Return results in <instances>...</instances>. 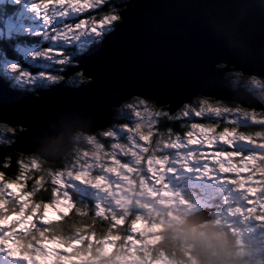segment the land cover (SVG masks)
Listing matches in <instances>:
<instances>
[{"label":"snow or ice","instance_id":"obj_1","mask_svg":"<svg viewBox=\"0 0 264 264\" xmlns=\"http://www.w3.org/2000/svg\"><path fill=\"white\" fill-rule=\"evenodd\" d=\"M107 4L108 0H0V38L6 35L10 41H19L13 56L0 49V79L22 90L47 89L62 82L78 67V54L112 31L120 20L116 11L119 5H112V11L99 20L89 17L66 23L65 18ZM29 37H40L50 44L44 47L29 42ZM53 63L59 66L56 71L52 70ZM177 107L181 117L230 115L236 122L243 117L245 122L264 126V112L255 110L193 111L186 103ZM148 108L147 104L132 102L129 110L141 117L142 110ZM172 111L161 108L157 116L167 117ZM154 128L155 122L149 123L147 132L142 131L139 122L112 127L111 134L98 141L103 145L101 155L110 157L111 163L91 158L78 166L79 171L53 170L47 200H33L42 187L43 176L36 179L31 192H11V207H5L9 201L4 194L12 185L0 187V264H193L186 249L168 242L162 232L151 230L147 215L151 209L145 201L122 199L129 191L122 189V182L132 181L146 185L152 192L171 191L175 195L179 191L182 195L187 189L185 181L207 180L215 189V198L210 204L203 200L197 203L226 217H239L249 232H259L264 239V179L254 180L257 173L264 178V131L254 136L230 135L225 128L217 135L212 124L192 123L183 135L169 129L165 136ZM108 139L115 141L110 151L105 150L104 141ZM148 142H152L150 146H146ZM235 159L238 164L233 162ZM3 177L0 173V180ZM49 208H55L59 220L48 219ZM257 208L261 209L259 214ZM9 211L15 212L11 220ZM73 217H83L85 223L66 230L55 226ZM113 248L116 250L110 253ZM113 257L118 259L114 262Z\"/></svg>","mask_w":264,"mask_h":264},{"label":"water","instance_id":"obj_2","mask_svg":"<svg viewBox=\"0 0 264 264\" xmlns=\"http://www.w3.org/2000/svg\"><path fill=\"white\" fill-rule=\"evenodd\" d=\"M118 5L119 23L79 55L78 67L62 82L30 92L0 79V123L22 128L10 152L36 153L57 163L76 132L91 135L111 127L118 106L133 97L172 108L170 114L198 97L264 111L261 94L233 88L226 77L238 71L264 78V0H126ZM77 73L87 83L66 85ZM211 211L187 222L208 221ZM199 214L205 217L198 220Z\"/></svg>","mask_w":264,"mask_h":264},{"label":"rangeland","instance_id":"obj_3","mask_svg":"<svg viewBox=\"0 0 264 264\" xmlns=\"http://www.w3.org/2000/svg\"><path fill=\"white\" fill-rule=\"evenodd\" d=\"M4 2L7 3V0H4ZM108 2H110V0H108ZM111 6H112V4H111ZM90 10H93V9H90ZM90 10L80 14L79 16H77L75 18H71V19L65 18V22L66 23H74V22H77L79 19H86L87 20L89 17H95L97 20H99L103 17V16H101L100 18H97L96 17L97 15L94 12L91 14L89 13ZM55 26L56 25L53 24V27H55ZM5 38H7V36ZM41 43H42V46L46 45L45 47L49 46V44H50V42H42V41H41ZM58 67L59 66H57L53 63V69L52 70L56 71ZM229 73H231V71L228 72L227 74H229ZM65 84H66V82H65ZM68 85H70V84H68ZM262 85H264V78H253L252 80L247 82L248 90H250L251 92L254 90L255 91H264V90H261ZM34 90H36V89L27 90V91L32 92ZM132 102H138L141 104H145V102L143 100L138 99V98H133L132 100L129 99L128 101L120 104V106H118V108L116 110V117H119L120 119H123L124 121H123V123L116 124L112 127L121 128V127L126 126L127 124L132 125L134 123L139 122L142 124V131L147 132L149 123L155 122V125H156L161 116H157V114L159 112H155L149 106L147 111L142 110L141 117H136L129 110ZM186 104L193 111H195L196 108L217 109V110L230 108V107L221 105V103H219L217 101H210L208 98H199V99L195 98L190 103H186ZM234 109H237V108H234ZM253 110L254 109H249V112H251ZM256 112L261 113L262 111H256ZM179 113H180V111L179 112L175 111L173 114H177V117H180L183 119H186V118L190 119V121L193 119V117H195L194 115L188 116V117H181ZM205 117H196V118H205ZM211 118H212L214 123H215V120H218V119H219V121H223V123H224L223 128L218 129V130L223 131L225 128H228L230 130V132H229L230 135H239V133H238L240 131V129H238L239 127L240 128L243 127L245 129L246 126L249 127L252 125H257V124L252 123L250 120L245 122L243 120V117H240V121L236 122L234 120V118L231 117L230 115L229 116L226 115L225 117H222V118H217L214 116ZM204 120L205 119H202L201 121H204ZM201 121H198V122L191 121V122L200 123V124L205 125V126L209 125L208 123H204ZM210 124L214 125L213 123H210ZM1 125L2 124H0V144L6 143L8 138H9V133L12 132V128L9 129L7 126L3 127ZM190 125H189V129H190ZM214 126L216 129V125H214ZM112 127L105 130L104 132H101V134H100L101 137H98L96 135L98 132L95 134H91V135L82 133V131L76 132L72 136L73 145L71 146V149L69 151H67L68 153L66 154V156H69V152L73 151L72 160L70 161V163H68V166L66 165V167L63 168L65 170V172L69 173L70 171H73V170L79 171L78 166L81 163L88 162L91 158H95V160L102 159L104 161L111 163L110 157L101 155V153L103 151V145L101 143H99L98 141L102 137L111 134ZM231 129H235V132H232ZM153 130H155V129H153ZM216 134L218 135L219 133H216ZM246 134L253 135V134H255V132L247 130ZM174 138L175 137H173V139ZM257 139L259 142V138H257ZM107 142L109 143V148H106L105 150L110 151L111 150L110 145L112 143H114L115 141L108 139V140H106L105 143H107ZM80 144L84 145V149L79 148ZM146 146H149V145L147 144ZM13 152H15V151H13ZM20 154L24 156V158H21V160L19 162V164H20V171H19L20 172V177H19L20 181L8 182V181L0 180V187H2L5 183H9L12 185V187L10 189H7L5 194H4L5 200H7L9 202H11V200L13 199L9 195L11 192L15 191L17 194L24 192V189L22 188L23 187L22 182L24 181V179L26 178L28 173H33L34 171L39 172V173H47L48 172L49 176H50L51 172L53 171V170H49L46 168L44 169L45 165L43 163H45L47 161L44 159H41L36 153H28V154L20 153ZM66 156L63 157L61 160H59L57 163H55V165L59 164L63 159L66 158ZM36 157H39V158L36 159ZM118 158L122 159V161L127 160V158H123V157H118ZM95 160H92V162H95ZM233 162L238 164L239 160L235 159ZM24 164H28L29 167L24 168ZM59 170H61V169H59ZM233 178H235V177H233ZM136 179H139V178L136 177ZM254 180H260L258 173L256 174V176H254ZM184 183L187 185V189L183 192V194L181 195L179 191H176V194L173 195V193L171 191L170 192L159 191L158 193L152 192L150 189L147 188L146 185L142 186L141 184L135 183V181L129 182L127 184L122 182V189L123 188L129 189V191L124 192V196L122 197V199H125L126 202H131L134 200L137 203H139L141 200L145 201L146 202L145 206L151 209V211L147 213V215H148V217L152 223V229L151 230L152 231H160V232L164 229V226H166L168 224H172L173 222L176 223L179 214L181 215V218H182V220H181V218L179 217L180 223L183 224V226H186V223H192V221H194V220H191V222H187L188 218H191L192 216L197 215L196 213L201 212L205 209H211L212 211L209 212V214H214V216L216 218V222L218 224L225 226L228 229V231L233 235V237L235 239H237L238 241H246L247 242L246 248H245L244 244H241V247L237 249L236 255L239 256L241 259H243V257L245 255H247L249 257V259H254L256 261V264H264V239H261L259 232H256V233L249 232L247 230L246 225L244 223L240 222L239 217H235V218H233L231 216L226 217L225 214L222 212L218 213L217 210H215V209H212V208H209L208 206L201 205V204L197 203L198 200H203V201L210 204L211 201L214 200L215 189L213 188L212 184L209 183L207 180H202V179H190V180L185 181ZM253 186L258 187V185H253ZM76 196H77V198H79L78 194H76ZM86 203H89V201H86ZM248 206L251 207L252 205H248ZM260 211H261V209L257 208V214H259ZM209 214H206V215H209ZM8 215H9V218L11 220V218L15 214H11V215L8 214ZM198 216H199L198 217V220H199V219L204 218L205 214H199ZM48 219H50L52 221L59 220V216H58L55 208H49L48 209ZM49 243H50V246H53L51 244V242H49ZM108 247H110V246H108ZM150 248H152V246H150ZM115 250H116V248L110 249V253H111V251H115ZM138 255H139V253H138ZM117 259H118V257H113L114 262ZM192 262H193V264H197L196 259L192 258Z\"/></svg>","mask_w":264,"mask_h":264},{"label":"trees","instance_id":"obj_4","mask_svg":"<svg viewBox=\"0 0 264 264\" xmlns=\"http://www.w3.org/2000/svg\"><path fill=\"white\" fill-rule=\"evenodd\" d=\"M125 1L126 0H110V2H108L107 6H101L100 8L90 10L89 13L91 14L94 12L97 15L96 17L100 18L101 16L105 15L106 13L112 11L111 4L112 5H118V4L125 2ZM118 10L119 9L117 8L116 11H118ZM119 21L114 23L112 29L116 27V25L119 23ZM5 37L6 36L0 38V49L7 50L8 55L13 56V55H15V51H14L15 43H17L19 41L16 40L15 38L10 41V40H8V38H5ZM27 40L29 42H32V43H41L40 37H29V38H27ZM99 40H101V39L96 40L95 42H93L89 46L96 44ZM69 50H72V49H69ZM80 54L81 53L78 54L77 58L79 57ZM36 70H37L36 68H33V71H36ZM226 76L229 79V82L231 83L233 88L244 87L247 90H248L247 82L252 80L253 78H257L254 76H246V75H244L238 71H232L231 73L227 74ZM1 80L4 81L5 83H7L8 86H10V84L6 80H3V79H1ZM87 81H88L87 79H85L84 77H82L80 74L77 73V74H74L71 77H69L67 79L66 83L70 84L71 86H78V85L86 84ZM248 91L251 92L250 90H248ZM32 92H34V91H32ZM252 92L261 94L264 97V91H252ZM133 98H137V97H133ZM133 98H131L130 100H132ZM199 98H206V97H198L197 99H199ZM138 99H141V98H138ZM208 99L210 101H217V102L221 103V105L228 106L231 109L232 108L234 109L235 106H238V107L243 108L245 110L247 109V108L242 107L238 103L214 100L211 98H208ZM141 100H143L145 102V104L150 106L155 112H160L161 108H163L165 110V107H159L158 108V107H155L153 102H149V101H146L144 99H141ZM247 110L249 111V109H247ZM179 111H180V109L178 110V112ZM256 111H260V110H256ZM262 112H264V111H262ZM177 114H169V116H167V117L161 116L159 118L160 121L158 120V123L155 125L154 129L155 130L158 129L165 136L167 135L169 129H172L173 133H179V134L183 135L186 131L189 130V125L193 122H198V121H201L202 119H205L204 121H201V122L208 123V124L213 123L211 117H207V116L205 118L194 117L195 119H192L191 121H193V122H191L190 119H187V118L183 119V118L177 117ZM173 117H175V118H173ZM115 120L116 121L112 126H114L116 124H121L124 121L123 119L116 117V112H115ZM0 124H2V123H0ZM1 126H3V127L7 126L9 129L12 128V132L9 133V138H8L7 142L0 144V173L4 174L3 181L18 182V181H20V178L18 179V177H20V172H19L20 171V164H19V162H20L21 158H24V156L21 155L20 153L16 152V151L10 152L8 147H9V145H11L14 142V136L19 134V132L22 128L19 126L10 127V126L4 125V124H2ZM111 127H109V128H111ZM109 128H107V129H109ZM107 129H105V130H107ZM105 130L98 131V133L96 135L98 137H101L100 136L101 132H104ZM249 130L253 131V132L264 131V126H261L259 124L252 125L248 128V131ZM13 133H15V134H13ZM154 139H155V137L153 138V140ZM104 142H106V141H104ZM151 143L152 142H149L148 145L150 146ZM105 144H106V148H109V143L107 142ZM79 148L84 149V145L80 144ZM72 156H73V151H70L69 156H66V158L63 159L59 164L55 165V163L45 162V163H43L45 165L44 169L45 168L49 169V170L63 169L66 167V165L68 166V163H70V161L72 160ZM38 158L39 157H36V159H38ZM40 176H43V178H44L42 181V187L40 190L37 191L36 195L33 197V200H38L40 197H43V198H45V200H47L50 197L51 184L49 182V173L48 172L47 173H39V172L34 171L33 173H28L26 178L22 182V184H23L22 188L24 189V192H31L33 183H35L36 179ZM74 195L76 196V194H74ZM30 203H31V201H30ZM89 203H91V201H89ZM5 207L6 208L11 207V202H9V204L6 205ZM18 208H19V206L16 205L15 206L16 211H18ZM7 214L11 215V214H15V212L9 211ZM207 216L210 217L209 220H215L216 221L215 216L213 217L211 214H209ZM179 217L181 218L180 214L178 216L176 223L173 222L172 224H168V225L164 226V229L161 232H162L163 236L165 238H167L168 242H170L173 245L179 246L181 249H186L187 253L193 259H196V263L199 264L197 257L195 255H193V253L190 250L191 245L186 242V237L183 235V228L181 229V227H184V226H183V224L180 223ZM181 220H182V218H181ZM205 222H207V221H204L201 224H203ZM84 223H85V218L73 217L70 220L65 219V221H63L62 223L57 224L55 226L61 228L62 230H66L70 227H75L77 224L83 225ZM154 248H155V246H152V249H154ZM165 255H168L167 251H165Z\"/></svg>","mask_w":264,"mask_h":264},{"label":"clouds","instance_id":"obj_5","mask_svg":"<svg viewBox=\"0 0 264 264\" xmlns=\"http://www.w3.org/2000/svg\"><path fill=\"white\" fill-rule=\"evenodd\" d=\"M183 235L199 264H256L247 255L243 259L236 255L241 244L246 248L247 242L235 239L225 226L215 220L188 224L183 228Z\"/></svg>","mask_w":264,"mask_h":264},{"label":"flooded vegetation","instance_id":"obj_6","mask_svg":"<svg viewBox=\"0 0 264 264\" xmlns=\"http://www.w3.org/2000/svg\"><path fill=\"white\" fill-rule=\"evenodd\" d=\"M255 91V90H254ZM228 107V106H227ZM235 108H240V107H238V106H235ZM240 109H243V108H240ZM245 110V109H244ZM247 110V109H246ZM248 111V110H247ZM229 116V115H228ZM193 119H194V117H193ZM212 119V118H211ZM160 121V120H159ZM212 122H213V120H212ZM213 124L214 125H216V133H219L220 131H222V130H218V129H221V128H223V125H224V123H223V121H219V119L218 120H215V123L213 122ZM250 127V126H249ZM249 127H247L246 126V128L244 129L243 127H239L238 129H240V131L238 132L239 134H246V132H247V130H248V128ZM190 130V129H189ZM256 133V132H255ZM254 135V134H253ZM259 178H260V180L261 179H264V178H261L260 176H259ZM214 213V212H213ZM213 217H214V214H211ZM212 217V218H213Z\"/></svg>","mask_w":264,"mask_h":264},{"label":"bare ground","instance_id":"obj_7","mask_svg":"<svg viewBox=\"0 0 264 264\" xmlns=\"http://www.w3.org/2000/svg\"><path fill=\"white\" fill-rule=\"evenodd\" d=\"M223 67V66H222ZM227 75V74H226ZM67 81V80H66ZM251 93H254V92H251Z\"/></svg>","mask_w":264,"mask_h":264}]
</instances>
